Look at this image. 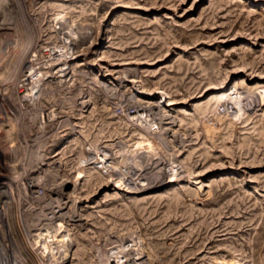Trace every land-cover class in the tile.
Wrapping results in <instances>:
<instances>
[{
  "label": "rangeland",
  "instance_id": "obj_1",
  "mask_svg": "<svg viewBox=\"0 0 264 264\" xmlns=\"http://www.w3.org/2000/svg\"><path fill=\"white\" fill-rule=\"evenodd\" d=\"M0 8L5 216L27 236L63 207L23 264H264V0Z\"/></svg>",
  "mask_w": 264,
  "mask_h": 264
},
{
  "label": "bare ground",
  "instance_id": "obj_2",
  "mask_svg": "<svg viewBox=\"0 0 264 264\" xmlns=\"http://www.w3.org/2000/svg\"><path fill=\"white\" fill-rule=\"evenodd\" d=\"M3 3H5V2H3ZM3 3H1V4H3ZM7 4H9L8 2H7ZM14 4V3H13ZM3 7H4V5H2ZM10 6H11V4H10ZM12 7V6H11ZM2 8V7H1ZM0 8V15H3L4 16V9H1ZM11 10V9H10ZM7 11H9V9H8V7H6L5 8V12H7ZM10 12V11H9ZM8 12V13H9ZM11 14V13H10ZM10 14H9V16H10ZM14 14V13H13ZM4 19V18H3ZM10 21V20H9ZM6 25V24H5ZM3 23H1L0 22V29H2V28H5L4 26H5ZM60 26H62V25H60ZM63 27V26H62ZM64 28V27H63ZM67 28H69V26L67 27ZM66 28V29H67ZM74 28V27H73ZM13 30V29H12ZM61 31H62V33H65V32H67V31H69V30H64V29H61ZM73 30H71V32H72ZM71 32H70V34H71ZM61 33V32H60ZM80 33H82V32H80ZM58 34V33H57ZM69 34V33H68ZM65 35H63V37H64ZM61 37V36H60ZM67 37V36H66ZM72 37V36H71ZM74 37V36H73ZM71 38V39H74V38ZM69 39H70V37H69ZM79 39V38H78ZM13 40V39H12ZM20 40V39H19ZM65 40V39H64ZM63 41V40H62ZM81 41V40H80ZM76 42V39H74L73 41L71 40V42H72V44H73V50H71L72 51V57H71V59H67V57H65L62 61H61V59H60V61H58L59 63H56V61H55V64L54 65H56V66H58V68H56V71H55V76H57V78H60V79H62V78H67L70 74H71V66H70V62L72 61V60H74V59H77L78 57H80V56H82V55H85L86 54V52L85 53H82L83 51H81V50H79V47L83 44V43H81V42ZM70 42V43H71ZM13 44V43H12ZM69 45V44H68ZM50 48V47H49ZM70 48V47H69ZM33 49V48H32ZM67 50V47H65V51ZM88 50V49H87ZM86 50V51H87ZM15 51V50H14ZM26 52V51H25ZM45 52V51H44ZM12 53V52H11ZM65 53V52H64ZM17 54V53H16ZM48 54V53H47ZM70 54V53H69ZM24 55V54H23ZM56 55V54H55ZM19 56V55H18ZM20 56H21V54H20ZM54 56V55H53ZM60 56V55H59ZM58 56V57H59ZM55 58H56V56H55ZM81 58V57H80ZM1 59V58H0ZM12 59V58H11ZM22 59H23V57H22ZM21 60V59H20ZM124 60V59H123ZM15 61V60H14ZM99 61H101V59L99 60ZM103 62V61H102ZM10 63H11V61H10ZM17 64V63H16ZM120 64V63H119ZM1 65H3V64H1ZM0 65V66H1ZM39 65V64H38ZM52 65H53V62H52ZM80 65H82V64H80ZM28 66V65H27ZM60 66V67H59ZM30 67V66H29ZM33 68V67H32ZM102 68H104V67H102ZM3 69V68H2ZM11 69V68H10ZM22 69V68H21ZM24 69V68H23ZM28 69V68H27ZM50 69V68H49ZM54 69V68H53ZM105 69V68H104ZM128 69V68H127ZM17 70V69H16ZM55 70V69H54ZM108 70V69H107ZM133 70V69H132ZM48 71V70H47ZM17 72V71H16ZM132 72V71H131ZM131 72H129V73H131ZM1 74V73H0ZM11 76V75H10ZM46 76V75H45ZM4 77V76H3ZM2 78V77H1ZM46 78V77H45ZM116 80V79H115ZM125 80V79H124ZM42 81H44V80H42ZM122 81H123V79H122ZM1 82H2V80H1ZM25 82V81H24ZM41 82V81H40ZM134 81L132 80V81H128V84L129 83H133ZM33 84V83H32ZM102 84V83H101ZM11 85V84H10ZM25 85V84H24ZM13 86V85H12ZM121 86V85H120ZM6 87V86H5ZM25 87V86H24ZM15 88V87H14ZM6 89V88H5ZM12 89V88H11ZM13 90V89H12ZM16 90V89H15ZM116 90V89H115ZM10 91V90H9ZM12 92V91H11ZM8 93V92H7ZM141 93V92H140ZM160 94H161V92H159ZM14 94V93H13ZM143 94V93H142ZM150 94V93H149ZM3 95V94H2ZM162 95V94H161ZM165 95V94H164ZM22 96V95H21ZM7 97H8V95H7ZM6 97V98H7ZM163 97H165V96H163ZM167 97V96H166ZM0 98H4V97H0ZM33 98V97H32ZM22 99V98H21ZM30 99H31V96H30ZM2 101H3V99H1ZM4 100H6V99H4ZM7 100H8V98H7ZM33 100V99H32ZM2 101L0 102V103H2ZM28 101V100H27ZM86 101V100H85ZM147 101V100H146ZM4 102V101H3ZM87 102V101H86ZM19 103V102H18ZM81 103H83V102H81ZM168 103V102H167ZM25 104V103H24ZM30 104V103H29ZM89 104V103H88ZM88 104H86V103H84V108L85 107H87L88 106ZM175 103L174 102H169L168 104H166V107H171V106H173ZM27 106V105H26ZM112 106V105H111ZM115 106V105H114ZM154 106V105H153ZM159 106V105H158ZM1 107V106H0ZM33 107V106H32ZM82 107V106H81ZM121 107V106H120ZM152 108V106H143V105H141V104H134V105H132V106H128V108H127V113L128 114H134V116H138V115H140V113L142 112H144V111H146V110H152L151 109ZM1 109V108H0ZM13 109V108H12ZM85 109H87V108H85ZM15 110V109H14ZM20 111V110H19ZM23 111V110H22ZM154 111V110H153ZM45 112V111H44ZM10 113V112H9ZM146 113V112H145ZM17 114V113H16ZM24 114V113H23ZM44 114V119H46V120H48V121H51L52 120V118L53 119H55L54 117H52V116H54V115H51L50 114V112H48V110H47V113H43ZM158 114V113H157ZM143 115H144V113H143ZM154 116V115H153ZM16 117H18V116H16ZM139 117V116H138ZM23 118V117H22ZM41 118V117H40ZM150 120V119H149ZM138 121V120H137ZM11 122H13V121H11ZM19 122V121H18ZM52 122V121H51ZM173 122V121H172ZM72 123V122H71ZM160 123V122H159ZM4 124V123H3ZM13 124V123H12ZM59 125V124H58ZM174 125V124H173ZM2 126V125H1ZM4 127V126H3ZM75 128V127H74ZM73 128V129H74ZM162 129V128H161ZM62 131V130H61ZM8 133V132H7ZM62 133V132H61ZM16 154V153H15ZM96 154H98V153H96ZM98 156L99 157H97V160L96 161H93V162H90V164H94V163H96L97 164V166L98 165H102V164H104L105 162H107V160L109 159V158H106L105 156L103 157V156H101V155H99L98 154ZM117 164V163H116ZM112 166V165H111ZM106 167H108V166H106ZM115 169V168H114ZM166 173V172H165ZM2 174H0V176H1ZM5 175V174H4ZM33 179V178H32ZM168 181H170V180H168ZM173 182V181H172ZM39 185V184H38ZM38 185H37V183H33V184H31V187H30V189L32 190V192L34 193V192H36V191H33L35 188H37L38 187ZM0 187H3V186H0ZM7 188H9V187H6V189ZM117 188H119L120 189V187H118L117 186ZM3 189V188H2ZM2 189H0V198H1V200H0V264H23V262H24V260H26V261H31L32 259V257L33 256H35L36 254H37V252H39V250H38V247L40 246L39 244V242L36 240V237H38L37 236V232H39L40 231V229H42L41 227H39V226H41L42 224L45 226V224L43 223V222H46V221H48V222H52V221H54V220H56V219H59V212L63 209V207H62V205L59 203V204H57V208H58V210L57 211H54L53 209H52V211H50L51 212V218H42V217H40V218H42V219H38V220H36L35 221V219H34V221L35 222H30L29 223V226H30V228H32V233H31V230H30V232L29 233H27V236L26 235H24L23 233H22V229H21V223H20V221H19V219L18 218H15L14 219V221H12L9 217H6L5 216V202H7V200L5 201L4 199L6 198V195H4V191H2ZM49 189V188H48ZM50 190V189H49ZM48 190V191H49ZM5 192H6V194H8L9 192L7 191V190H5ZM129 192V191H128ZM131 192V191H130ZM26 193V192H25ZM60 195H61V193H60ZM18 196V195H17ZM35 197V196H34ZM17 200V199H16ZM37 200V199H36ZM38 201H41V200H39L38 199ZM15 203H16V201H15ZM46 203V202H45ZM44 204V203H43ZM42 204V205H43ZM41 205V204H40ZM41 205V206H42ZM50 206H51V204H49ZM12 206H13V204H12ZM45 207V206H44ZM46 207H48V205L46 206ZM45 207V208H46ZM55 207V208H56ZM37 208V207H36ZM42 208V207H41ZM50 208V207H49ZM52 208V207H51ZM41 211V210H40ZM44 214V213H43ZM50 214V213H49ZM43 216V215H42ZM45 217V216H44ZM81 219H79V220H75V221H80ZM17 224V225H16ZM17 226V227H16ZM39 227V228H38ZM21 238V239H20ZM28 239H31V241L29 242V240ZM24 243V245H26L25 246V248H24V251L26 252V253H28L29 255H27L26 253H24L23 251H22V253H24L25 254V256L28 258H25L24 259V257H22L21 258V254H20V252H21V250H20V252H18L17 253V246H20V243ZM48 248V247H47ZM28 249V250H27ZM23 250V249H22ZM30 251V252H29ZM42 259H45V256H42ZM112 263H113V260H112ZM31 264H34V263H32L31 262Z\"/></svg>",
  "mask_w": 264,
  "mask_h": 264
}]
</instances>
